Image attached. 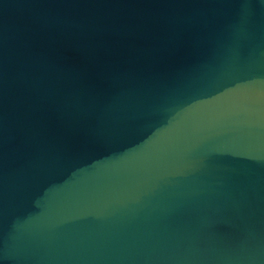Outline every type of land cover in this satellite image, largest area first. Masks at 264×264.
<instances>
[{
    "label": "water",
    "instance_id": "obj_1",
    "mask_svg": "<svg viewBox=\"0 0 264 264\" xmlns=\"http://www.w3.org/2000/svg\"><path fill=\"white\" fill-rule=\"evenodd\" d=\"M0 264H264V0H0Z\"/></svg>",
    "mask_w": 264,
    "mask_h": 264
}]
</instances>
